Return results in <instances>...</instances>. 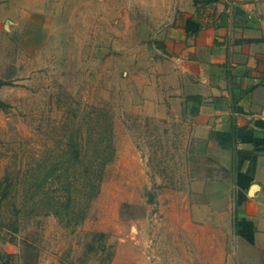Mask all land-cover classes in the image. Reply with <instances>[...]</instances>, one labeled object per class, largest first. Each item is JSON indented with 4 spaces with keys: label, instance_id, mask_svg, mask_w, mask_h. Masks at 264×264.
<instances>
[{
    "label": "rangeland",
    "instance_id": "374dc122",
    "mask_svg": "<svg viewBox=\"0 0 264 264\" xmlns=\"http://www.w3.org/2000/svg\"><path fill=\"white\" fill-rule=\"evenodd\" d=\"M169 1L49 0L43 19H14L0 0V264H194L204 225L190 210L222 189L193 193L206 167L186 111L163 102L155 34ZM109 156L88 201L91 162Z\"/></svg>",
    "mask_w": 264,
    "mask_h": 264
},
{
    "label": "crops",
    "instance_id": "0c3cea01",
    "mask_svg": "<svg viewBox=\"0 0 264 264\" xmlns=\"http://www.w3.org/2000/svg\"><path fill=\"white\" fill-rule=\"evenodd\" d=\"M48 1L9 0L1 7L14 19H43L53 10ZM169 6L171 15L158 20L155 34L164 58L159 67L168 68L163 102L170 117L186 111L189 154L207 170L194 178L193 193L207 195L212 180L222 189L208 208L190 210L189 224L204 225L191 235L197 247L191 261L264 264V0H171ZM192 97L201 98L194 116ZM158 108L164 113V104ZM241 247L258 258L241 261Z\"/></svg>",
    "mask_w": 264,
    "mask_h": 264
},
{
    "label": "trees",
    "instance_id": "16d2710c",
    "mask_svg": "<svg viewBox=\"0 0 264 264\" xmlns=\"http://www.w3.org/2000/svg\"><path fill=\"white\" fill-rule=\"evenodd\" d=\"M155 44H156V42H155ZM5 85H7V84L0 82V88L5 86ZM187 101H190L193 103V108L191 109L190 114L193 116L196 115L198 113V106L201 103V98L192 97V98H188ZM0 109L1 110L5 109V105H3V103L1 101H0ZM99 152L100 151L97 150L98 157L104 158L102 155L99 154ZM78 156H79V153H77V157ZM107 158H108L107 161L104 160V161H102V163H100L98 165H95L91 162V166H90L91 167V180L88 182V187H89V192H88V197H87L88 201L95 198L98 194L99 185H100V182L102 180L103 169L105 167V164H107L111 159L110 156ZM70 199L71 198L68 197L66 199V201L69 202ZM66 208H68V206Z\"/></svg>",
    "mask_w": 264,
    "mask_h": 264
}]
</instances>
